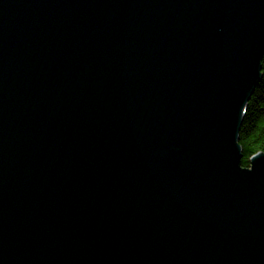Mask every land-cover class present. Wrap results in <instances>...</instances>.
<instances>
[{
	"label": "water",
	"instance_id": "obj_1",
	"mask_svg": "<svg viewBox=\"0 0 264 264\" xmlns=\"http://www.w3.org/2000/svg\"><path fill=\"white\" fill-rule=\"evenodd\" d=\"M263 53L264 0H0V264H264Z\"/></svg>",
	"mask_w": 264,
	"mask_h": 264
},
{
	"label": "trees",
	"instance_id": "obj_2",
	"mask_svg": "<svg viewBox=\"0 0 264 264\" xmlns=\"http://www.w3.org/2000/svg\"><path fill=\"white\" fill-rule=\"evenodd\" d=\"M260 73V80L244 108L238 133L242 167L249 166L252 155L264 153V53L260 61Z\"/></svg>",
	"mask_w": 264,
	"mask_h": 264
},
{
	"label": "rangeland",
	"instance_id": "obj_3",
	"mask_svg": "<svg viewBox=\"0 0 264 264\" xmlns=\"http://www.w3.org/2000/svg\"><path fill=\"white\" fill-rule=\"evenodd\" d=\"M262 56H263V55H262ZM261 59H262V58H261ZM260 61H261V60H260ZM256 86H257V85H256ZM256 86H255V87H256ZM255 87H254V89H255ZM254 89H253V91H254ZM253 91H252V93H253ZM252 93H251V95H252ZM251 95H250V96H251ZM249 98H250V97H249ZM248 100H249V99H248ZM242 117H243V116H242Z\"/></svg>",
	"mask_w": 264,
	"mask_h": 264
}]
</instances>
